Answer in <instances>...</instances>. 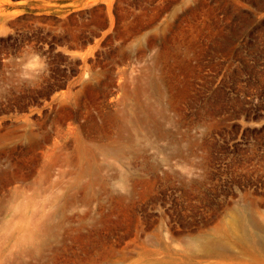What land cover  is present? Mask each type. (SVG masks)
<instances>
[{
    "label": "rangeland",
    "instance_id": "1",
    "mask_svg": "<svg viewBox=\"0 0 264 264\" xmlns=\"http://www.w3.org/2000/svg\"><path fill=\"white\" fill-rule=\"evenodd\" d=\"M0 264H264V0H0Z\"/></svg>",
    "mask_w": 264,
    "mask_h": 264
}]
</instances>
